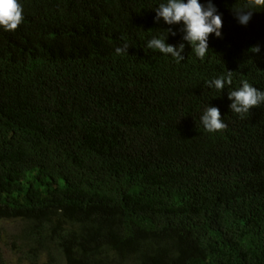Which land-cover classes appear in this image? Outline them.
<instances>
[{"label": "trees", "instance_id": "1", "mask_svg": "<svg viewBox=\"0 0 264 264\" xmlns=\"http://www.w3.org/2000/svg\"><path fill=\"white\" fill-rule=\"evenodd\" d=\"M163 2L19 0L0 30V264L4 222L30 264H264V104L240 118L227 98L264 91V11L241 26L247 0H212L222 37L199 59L154 22ZM169 29L179 64L145 46Z\"/></svg>", "mask_w": 264, "mask_h": 264}, {"label": "clouds", "instance_id": "2", "mask_svg": "<svg viewBox=\"0 0 264 264\" xmlns=\"http://www.w3.org/2000/svg\"><path fill=\"white\" fill-rule=\"evenodd\" d=\"M264 11V0H247L241 9L234 10L237 23L247 26L255 10ZM154 22L161 20L165 25H182V40L191 47L195 56L199 59L205 58L209 52V36L214 38L222 37V18L218 14L212 0L201 4L199 0H165L155 8ZM23 8L19 0H0V30L11 32L23 21ZM175 35L169 29L166 36L152 37L146 43V48L157 51L166 57H170L177 64L184 60L185 43L169 45L166 43L168 34ZM128 46L117 47V55L127 54ZM253 53L260 51L259 46L251 49ZM232 84V72L226 76H220L207 82L209 89L222 92L226 86ZM228 100L231 101L230 110L240 118H244L251 109L264 104V91L253 87L246 80L241 82L240 87L228 93ZM200 124L208 133H217L224 130L227 125L221 119L220 110L216 107L207 106L199 117Z\"/></svg>", "mask_w": 264, "mask_h": 264}, {"label": "rangeland", "instance_id": "3", "mask_svg": "<svg viewBox=\"0 0 264 264\" xmlns=\"http://www.w3.org/2000/svg\"><path fill=\"white\" fill-rule=\"evenodd\" d=\"M17 232L18 223L4 222L2 224L1 247L3 250L5 264H30L29 260L27 259L28 254H26L25 251L19 252L16 248L20 245L16 237H14Z\"/></svg>", "mask_w": 264, "mask_h": 264}]
</instances>
